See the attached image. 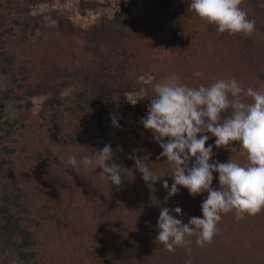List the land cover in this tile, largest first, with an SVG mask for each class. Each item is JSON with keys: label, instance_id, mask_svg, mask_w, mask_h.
Wrapping results in <instances>:
<instances>
[{"label": "trees", "instance_id": "obj_1", "mask_svg": "<svg viewBox=\"0 0 264 264\" xmlns=\"http://www.w3.org/2000/svg\"><path fill=\"white\" fill-rule=\"evenodd\" d=\"M61 1L27 0L29 4ZM165 1L152 0L166 16L168 3ZM22 2L0 0V56L5 61L0 71H6V65L15 63L12 77L14 88L0 89V264H173L179 253L178 247L174 252H169L155 238L158 235L156 224L159 205L166 195L162 181L166 179L169 187L174 181L170 177L171 169L167 161L157 159L162 149L153 140L152 133L144 129L140 118L147 113L148 97L154 95L153 84L171 74H177L181 83L194 88L208 86L220 78H234L244 88L254 87L252 81L246 78L247 70H240L241 65H235L231 59L221 62L210 57L223 51V54L239 58L238 54L242 53L247 47V40L251 39L218 32L216 25L202 20L189 8L190 0H180L178 10L172 13L174 17L168 21L167 31L162 30L160 23L152 19L148 20L153 25L141 26L145 19L130 8L132 2L121 0L126 14L119 18L124 20L114 19V24L110 26H107L110 19L105 15L87 30L80 26L74 28L70 19L63 15L53 16L48 23H44L48 25L47 29L39 23L38 18H30L36 29L33 33L36 38L28 46L27 26L30 23L20 14L23 13ZM94 32L108 35L100 39L102 42L107 39L105 44L108 47L105 45L107 48L103 52L108 54V62L124 64L123 67L126 66L125 70L133 73L134 79L147 73L152 76L146 94L135 101L134 117L139 120L134 119L131 127L120 124L117 137L101 143L102 147L106 143L121 146L123 151L118 162L122 160L130 169L133 168V161L128 159L129 155L134 153L144 158L157 175L164 176L152 187L144 182L139 172H135L133 182H125L119 188L99 174L100 169L94 164L82 166L79 173L75 172L67 162L70 155L76 156L78 160L82 157L93 159L90 154H85L91 148L88 136L77 137L66 127L48 121L47 112L35 113L29 109L31 101L26 98L28 90L35 93L40 91L38 85L29 80H39V76L46 85L45 89L49 90L62 83L59 74L62 73L63 79L66 65L71 68L74 66L73 59L69 60L73 49H78L80 54H90L98 47L93 39ZM74 34H83L84 37L74 41ZM74 59L79 62L76 68L79 73L84 58L79 56ZM213 59L215 62L212 65ZM52 65L56 67L48 70ZM132 82L120 81L115 86L123 87V91L140 88L137 81ZM68 83L77 87V95L86 94L87 89L80 81L70 78ZM11 100L17 108V116L12 120L3 115L6 103ZM81 100L62 108L71 112L76 108L83 111L87 101L95 105L98 99L92 95L87 101ZM128 127L134 128L131 129L133 135L123 142ZM214 141L215 137H212L208 144H214ZM213 151L216 153L213 159L220 162H227L230 157L240 164L247 162L246 155L236 142L226 148H214ZM25 186L30 189L24 190ZM213 187H219L216 173ZM43 196H53L57 202L55 206L60 221L56 227L67 235V256L62 254L52 261L49 260L52 256L48 257V241L45 240L43 227H40L52 205L42 200ZM206 196L207 193H203L193 197L186 188L181 187L165 206L181 207L184 215L177 218L187 223L192 216L202 218L200 205ZM103 212L106 219L100 216ZM39 214H42L41 217ZM81 217L84 222L88 220L87 226H91L88 238L86 231L80 232L78 222ZM256 218L264 224V210ZM252 224L251 217L247 215L238 221L234 213L222 214V221L217 225L219 231L210 244L201 248L195 244V237L192 238L191 255L193 258H205L206 264H233L237 247L246 245L247 238H250H246L244 233L246 235L258 228ZM250 240L259 256L255 264H264L262 237ZM107 247L110 252L106 253ZM185 256L188 254L185 253ZM186 258L188 260L189 256Z\"/></svg>", "mask_w": 264, "mask_h": 264}, {"label": "clouds", "instance_id": "obj_2", "mask_svg": "<svg viewBox=\"0 0 264 264\" xmlns=\"http://www.w3.org/2000/svg\"><path fill=\"white\" fill-rule=\"evenodd\" d=\"M242 3L190 0L189 8L202 20L216 25L220 33L249 36L255 30V21L240 7ZM153 90L140 123L162 149L157 159L167 161L174 181L171 187L166 179L162 181L166 195L159 205L155 239L169 252L183 247L190 257L192 238L198 247L210 244L219 231L222 214L234 213L239 221L264 210V91L244 88L234 78H220L194 88L181 83L177 74L155 82ZM110 118L112 126L119 128L118 118L113 114ZM212 137L214 144H208ZM234 142L246 155V163L231 157L227 162L213 159L214 148H226ZM122 151L121 146L114 150L106 143L102 149L92 150L93 159L78 160L70 155L67 162L77 173L82 166L94 164L99 174L118 188L133 182L135 172L149 187L162 180L164 176L157 175L144 158L134 153L128 156L133 161L132 169L118 162L117 153ZM214 173L218 174V188L213 187ZM181 187L193 197L207 193L200 205L202 218L192 216L184 223L177 218L184 215L181 207L165 206ZM185 264H192L191 259Z\"/></svg>", "mask_w": 264, "mask_h": 264}, {"label": "rangeland", "instance_id": "obj_3", "mask_svg": "<svg viewBox=\"0 0 264 264\" xmlns=\"http://www.w3.org/2000/svg\"><path fill=\"white\" fill-rule=\"evenodd\" d=\"M166 1L168 3V13L166 16L163 14V11L161 12V10L157 8L152 0H130V2H132V4H130V8L136 12L137 16L145 19L142 21L141 26L145 24L150 26L153 25V22L148 20L152 19L160 23L162 30L167 31L169 28L168 21L174 17L172 13H175L178 10L180 0ZM28 4L29 2H27V0H23V13L20 12V14L26 19L25 21L30 23L29 26H27L26 43H28V46L34 43L36 38L33 34L36 32V29L33 27V23L29 21L30 18H38L40 24H46L53 16L60 17L63 15L70 19L74 28H76V26H80L87 30L88 27L92 25V23L97 22L101 16L105 15L110 19L107 24V26H110L114 24V19L124 20L119 17L126 14L121 4V0H63L53 4L39 2ZM240 7L247 12L250 20L255 21V30L249 36H245L243 34L232 35L240 38H250L251 41L247 40V47H244L245 49H243L242 53L238 54L240 59L236 55L223 54V51H218L210 57H215L216 61L221 62L226 59H231L230 61L235 65H241V67L239 66L241 68L240 70H247L246 78H249L252 81L254 86L252 88L264 91V0H243ZM149 13H151V15H148ZM45 24L44 26L47 29L48 25ZM81 37H84V35H72L73 40L76 39V41L80 40ZM106 37H108V35L105 36L101 32H94L93 39L96 42V45H98V47L95 48L94 53L89 54L87 52H83L80 54L78 49L74 48L72 57L69 59L70 61L73 59L74 66L71 68L70 65H66V70L63 72V79L62 73L58 76L62 83L60 82L55 88L52 90L45 89L46 85L43 84V79L37 76L39 80L32 78L33 81H29L38 85V90L40 91L35 93L28 90V93L26 94V98L31 101L29 108L31 111L35 113L47 112V116L50 118L48 121L55 122L60 124L62 127H66L77 137L87 135L91 148L85 154H90L91 156L93 149H102L103 147L101 146V143H105V141L108 142L113 138H116L119 133V128H114L112 126L110 114H113L118 118L119 125L125 124V126L131 127L136 119L139 120L138 117H134L136 105L133 103H135L138 98L146 94V88L152 81V76L148 73L139 75L134 79V76H132L133 73L125 70L126 66L123 67L124 64L119 65L108 62V54L103 52L108 47L107 44H105L107 39H105V42L100 41L101 38ZM24 54H22L23 57ZM79 56L84 58V65L81 72L78 73L76 72V68L79 66V62L74 58L78 59ZM209 58L205 59L208 60ZM4 62L5 61L2 56H0V70L1 66L4 65ZM214 62L215 59L212 60V65ZM6 66V71H0V89H8L10 87L14 88L12 77L15 63L12 62ZM218 66H220V64H218ZM52 67H56V65L50 66L48 70ZM232 73L234 74V71ZM40 74H42L41 71ZM54 75H57V72H54ZM70 78L73 81H80L81 85L86 87L87 90L85 95H77V87L68 83ZM44 80H46V78ZM117 80L122 81V83H128L131 81L132 84L134 83L132 80L137 81L140 88L137 90L133 89L130 91H123V87L115 86L116 84H120V81ZM29 85L33 87L31 84ZM92 95L98 99L95 101V105H93L91 101H87V98H91ZM99 97H102V99L99 100ZM78 99L87 101V103L84 104L86 107L85 110L82 111L76 108L73 112H71L69 109L66 110L62 108L68 103H73V101H77ZM14 104L15 102L11 100L6 103L3 109V115L11 120L17 116V108ZM131 129L129 127L126 129L127 133L124 135L126 138H123V142H126L129 137L132 138L133 134H131ZM11 144L12 146L15 145V143ZM112 147L115 150L117 146L113 145ZM121 153L122 152H118L117 156L119 157ZM25 189L29 190L30 188L29 186H25L24 190ZM42 200H47L52 205V208L47 210V215L40 224V227H43L42 230L46 236L45 240L48 241L46 243V246H48V257L52 256L49 259L52 261L57 259V256L59 255L66 254L67 256L68 246L65 244L67 235L66 232L61 230L59 232L56 227L57 222L59 223L60 220L59 211L55 206L57 202L54 201L53 196H43ZM52 202L54 203L52 204ZM34 205L35 204H33V207H36ZM104 212L100 214L102 218H104ZM105 213H108V211ZM41 215L42 214H39L40 217ZM248 217H251V222L254 223L252 225L258 228H256V231L247 233L246 235L244 233V236H246V238L250 237L251 239H259L262 237L264 244V224L261 221H258L257 219L259 218H256V216ZM98 219H100V217ZM87 222L88 220L84 222L83 217H81L78 223H80V232L86 231L88 238L91 226H87ZM93 226H96V224ZM251 234L255 235L251 236ZM250 238H247L246 245L241 248L237 247V254L234 256L235 259L232 261L233 264H249V261L250 264H255L259 261V256L254 250V244L251 243L252 240H250ZM234 248L235 247H233V249ZM177 251L180 254H177L176 259L172 263L185 264L187 259L186 257H188L185 256V249L183 247H178ZM107 252H110L108 247L106 253ZM190 257L189 259H191L193 264H206L205 258L195 257V260L192 255H190Z\"/></svg>", "mask_w": 264, "mask_h": 264}]
</instances>
